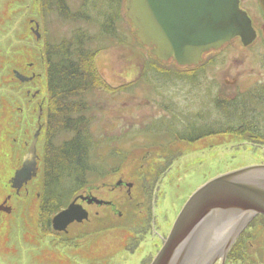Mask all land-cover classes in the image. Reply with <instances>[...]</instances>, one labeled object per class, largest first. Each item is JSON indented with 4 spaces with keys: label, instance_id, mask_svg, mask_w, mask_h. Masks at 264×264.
<instances>
[{
    "label": "rangeland",
    "instance_id": "1",
    "mask_svg": "<svg viewBox=\"0 0 264 264\" xmlns=\"http://www.w3.org/2000/svg\"><path fill=\"white\" fill-rule=\"evenodd\" d=\"M122 4L118 28L124 44L114 43L93 60L104 89L95 93L96 109L91 112L96 119L92 131L101 139L93 150L96 171L91 179L101 186L123 176L134 183L137 199L120 208L122 217L101 209L100 217L93 214L89 222L57 233L41 229L40 196L49 100L44 44L46 35L59 34L60 29L44 24L40 0H0V205L12 208L11 213L0 212V264H146L199 187L221 174L264 164V144L247 137L216 135L193 144L174 138L192 125L224 122L213 104L217 95L225 98L264 84L262 38L248 47L233 40L206 54L197 66L202 68L188 76L196 66L152 58L126 16L125 0ZM147 62L167 69L168 79L156 72L142 75ZM14 70L34 78L21 83ZM256 111L263 129L258 113L264 114V109ZM38 118L43 130L37 176L17 194L11 180L22 167ZM109 173L117 175L104 179ZM104 192L110 200L122 198L121 191L110 196ZM146 209L153 222L147 220ZM239 239L237 253H229L225 264H264V216L255 217Z\"/></svg>",
    "mask_w": 264,
    "mask_h": 264
},
{
    "label": "water",
    "instance_id": "2",
    "mask_svg": "<svg viewBox=\"0 0 264 264\" xmlns=\"http://www.w3.org/2000/svg\"><path fill=\"white\" fill-rule=\"evenodd\" d=\"M126 16L139 41L156 59L175 61L181 67L200 65L204 54L236 38L248 47L257 37L238 0H126ZM13 74L21 83L34 78L17 70ZM38 136L39 131L11 180L17 194L37 176ZM77 200L53 217V230L67 232L70 224L88 219V212ZM86 200L100 206L111 204L92 196ZM11 211V207L0 205V212ZM259 215L264 216V164L221 174L188 199L151 264H225L233 244Z\"/></svg>",
    "mask_w": 264,
    "mask_h": 264
},
{
    "label": "trees",
    "instance_id": "3",
    "mask_svg": "<svg viewBox=\"0 0 264 264\" xmlns=\"http://www.w3.org/2000/svg\"><path fill=\"white\" fill-rule=\"evenodd\" d=\"M40 6L44 24L49 26L52 23L60 29L59 34L46 35L44 44L49 100L40 226L43 232H48L52 229V218L90 184L96 171L92 154L101 139H97L92 131L96 119L91 112L96 109L95 93L104 89V83L94 69L93 60L114 43L124 44V35L118 28L124 5L122 0H79L76 5L70 0H40ZM65 27L63 33L61 29ZM156 62H147L150 65L146 64L142 75L156 72L157 76L165 77L169 74ZM200 68L190 69L193 72L187 75L192 76ZM222 96L217 95L213 104L225 116L224 122L201 127L192 125L187 132L176 133L174 138L193 144L207 137L226 134L264 144V128L255 119L256 109H264V84L246 92L236 91L225 98ZM258 114L264 119V114ZM239 245L240 239L229 256L237 253Z\"/></svg>",
    "mask_w": 264,
    "mask_h": 264
},
{
    "label": "flooded vegetation",
    "instance_id": "4",
    "mask_svg": "<svg viewBox=\"0 0 264 264\" xmlns=\"http://www.w3.org/2000/svg\"><path fill=\"white\" fill-rule=\"evenodd\" d=\"M238 1H239V7L244 12H246V14L248 15V17L250 18V20L252 22L253 29H254V31H255V33L257 35L255 42L258 39H261V38H262L261 41L263 42L264 41V0H238ZM125 7H126V0H125ZM234 40H238V41L241 42L240 38H236ZM212 51H209L208 53H210ZM208 53H206V54H208ZM206 54H204L203 56H205ZM185 68H193V67H185ZM42 130H43V124L41 122V119L38 118V128H37L36 132L39 131V136L37 138L36 148H37V145H38L39 138H40ZM36 132H35V134H36ZM35 134H34V137H35ZM34 137H33V140H34ZM33 140H32V142H33ZM32 142H31V144H32ZM30 146H29V148H30ZM29 148H28V150H29ZM37 155H38V159H37V166H38L39 157H40L39 154H38V149H37ZM116 175H117V173L116 174L109 173L108 177L106 176L104 179L111 178V177L114 178ZM91 181H92V183H90L89 185H87L86 187L81 189L73 197V199L71 200V202H73L75 199L78 198L76 203L81 205L88 212V215H89L88 219L83 221L82 223L74 222V223L70 224L68 226V228L71 227L72 225H75V224L81 225V224H84L86 222H89L90 219H91V216L93 214L96 217H100L99 210H101V209L109 210L114 215L117 214L118 217H122L123 216V212L121 211L120 208L124 207L126 205L131 206L132 202H134L137 199V197L135 198L134 195L132 194L133 190L135 189L134 183L126 181L123 176H118V178L115 180L116 181L115 184H113V183L110 184L108 182H102L101 186H100V183L98 181L97 182L96 181L94 182L93 180H91ZM117 184H119V185L117 186ZM102 191H106L104 193L108 194V196H110L112 194L114 195V193L117 192V191H119V192L121 191L120 195H121L122 198L119 201H117V202L114 201V200H110L107 197H105L104 194L101 193ZM124 193H125V196H123ZM88 196L95 197L98 200H101V201H104V202H109L111 204H108V205L103 204L101 206L97 205L96 203L89 204L88 201L86 200V198ZM145 198L143 200H146ZM71 202H70V204H71ZM144 202H146V201H144ZM93 208L95 209V211L93 210ZM145 211L147 213V215H146L147 216V220H149L150 222L151 221L153 222V220H154L153 219V214H151L149 209H146ZM146 224H147V222H146ZM148 225L149 224H147L146 226H148ZM51 228H52V223H51ZM52 230H53V228H52ZM53 231L58 233V231H55V230H53ZM67 232H65V233H67ZM165 236L164 237L162 236L160 239L158 238L159 241L161 242L160 245L158 243L156 245V248H157L158 252H159V249H161L160 247H162V245L164 243V240L166 238ZM237 240H236V242H237ZM235 243L233 244V246L235 245ZM232 247H231V249H232ZM230 250H229V252H230ZM229 252H228V254H229ZM228 254H227V256H228ZM151 258H152V260L150 262H147L146 264H151V262L154 259V256L151 257ZM216 264H221V261H218Z\"/></svg>",
    "mask_w": 264,
    "mask_h": 264
},
{
    "label": "bare ground",
    "instance_id": "5",
    "mask_svg": "<svg viewBox=\"0 0 264 264\" xmlns=\"http://www.w3.org/2000/svg\"><path fill=\"white\" fill-rule=\"evenodd\" d=\"M2 21V20H1ZM2 25H3V21H2ZM2 25H0V28H2ZM27 185V184H26ZM25 186V185H24Z\"/></svg>",
    "mask_w": 264,
    "mask_h": 264
}]
</instances>
